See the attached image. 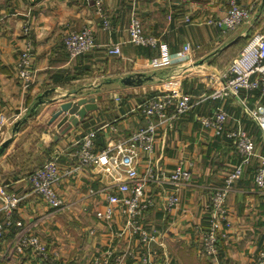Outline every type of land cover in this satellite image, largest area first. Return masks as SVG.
<instances>
[{
	"label": "crops",
	"instance_id": "0c3cea01",
	"mask_svg": "<svg viewBox=\"0 0 264 264\" xmlns=\"http://www.w3.org/2000/svg\"><path fill=\"white\" fill-rule=\"evenodd\" d=\"M236 1L244 6L254 4L257 10L249 22L223 33L205 19L223 15L229 0H103L110 29L102 28L94 0H0V114L7 118L0 147L8 141L0 149V184L20 195L14 215L46 245L53 261L91 264L97 251L110 249L108 264H148L143 255L157 249L162 257L181 264H254L264 241V190H258L253 181L258 156L227 194L230 224L222 226L227 236L220 238L217 261L197 255L193 225L207 222L209 187L222 183L237 158L230 141L202 128L194 114H210L222 106L230 114L226 125L239 118L255 137L256 155H264V137L242 101L245 97L248 106L264 104L260 91L246 94L242 90L239 96L224 100L206 97L179 120L157 126L154 149L139 153V172L152 166L158 175H165L182 163L190 168L193 183L177 190L179 202L168 211L162 196L170 189L149 182L146 190L157 201L141 218L144 228L154 235L147 244L138 234H117L126 217L120 207L109 219L105 217L102 191L115 182L97 165H78L73 155L77 141L89 131H95L94 150L99 151L146 125L147 118L135 106L146 95L160 91L167 79H174L195 99L219 87L222 80L216 72L231 62L255 32L264 29V0ZM133 14L140 18L145 32L159 38L158 47L128 41L127 26ZM27 25L29 32L24 36ZM83 26L93 29L97 47L70 57L63 37ZM26 40L33 47L35 69L28 86L16 72L17 56ZM117 42L120 54H110L107 48ZM184 46H188L186 59L172 61V54L183 51ZM135 73L150 78L138 84L122 82ZM82 96L95 97L97 107L88 110L77 125L60 132L55 124L69 113L49 122L52 112L61 102ZM51 156L63 173L55 189L69 204L66 210L51 208L28 191L27 173ZM14 232L11 227L0 238V258L9 264H41L30 250L12 243ZM126 250L133 253L117 260Z\"/></svg>",
	"mask_w": 264,
	"mask_h": 264
},
{
	"label": "built area",
	"instance_id": "2783aa9c",
	"mask_svg": "<svg viewBox=\"0 0 264 264\" xmlns=\"http://www.w3.org/2000/svg\"><path fill=\"white\" fill-rule=\"evenodd\" d=\"M94 6L102 19V28H111V19L103 8V0H94ZM257 10L253 5H241L236 0H229L225 13L218 17H208L205 23L216 26L221 32L229 33L236 30L242 23L249 22ZM29 26H24L23 34L27 36ZM128 41L137 46L156 48L159 38L145 32L140 18L133 14L127 26ZM28 39V37L26 38ZM63 45L70 57L86 53L97 47L93 29L83 26L81 29H72L63 37ZM172 54V61L186 59V50ZM110 54L118 55L121 52L120 43H114L107 48ZM33 47L29 40L25 41L17 56V76L24 86L32 83L35 75L33 66ZM153 63L156 58H153ZM222 80L219 87L206 96L195 99L191 93L180 89L174 79H167L164 87L157 92L146 95L135 109L139 110L146 118L147 124L138 127L129 135L118 138L113 144H108L99 151L94 150L95 131H89L78 141L74 156L78 165H97L115 182L112 186L103 187L105 191V217L109 219L120 207L126 219L118 235L129 232L138 234L140 241L147 244L154 235L144 228L141 218L145 212L156 205V196L146 190L149 182L153 181L170 190L163 194L166 209L172 210L179 202L177 190L193 183L189 167L182 163L174 165L168 174L158 175L152 166L144 172L138 170V159L141 150L152 151L157 135V126L162 123L170 124L179 120L181 116L192 110L206 97L224 100L239 96L240 91L250 94L255 90L264 94V29L255 32L246 44L239 50L231 62L216 72ZM118 99V98H117ZM246 105L249 117L253 119L264 137V104L259 102L248 106L245 97L242 99ZM229 112L222 106H217L210 114H194V121L202 128L211 129L219 137L227 138L235 150L237 163L226 170L222 183L209 187V199L206 207V223L193 225L196 238L197 255L216 262L219 255L220 238L227 236L222 226L228 227V208L226 197L232 184L242 177L244 169L252 164L254 156H258L253 171V181L258 190H264V155H256V140L251 130L246 129L239 118L227 126ZM7 118L0 114V133ZM63 173L59 170L55 156L48 158L42 165L29 171L26 175L29 193L38 195L43 202L56 210H66L69 204L58 195L55 183ZM20 195L12 189L0 184V238L4 237L9 228L14 229L12 243L22 249L30 250L36 255L41 264H48V250L40 238L20 219L14 212L19 204ZM160 247L165 248V242L160 241ZM110 249L97 251L91 264H108L111 256ZM133 250L123 251L117 255V260L131 255ZM144 262L148 264H181L177 259L160 255L158 250H150L143 255ZM254 264H264V241L257 251Z\"/></svg>",
	"mask_w": 264,
	"mask_h": 264
},
{
	"label": "water",
	"instance_id": "95a60500",
	"mask_svg": "<svg viewBox=\"0 0 264 264\" xmlns=\"http://www.w3.org/2000/svg\"><path fill=\"white\" fill-rule=\"evenodd\" d=\"M149 78L150 76L145 73H135L134 75L125 76L122 79V82L125 84H138ZM96 107H97V104L95 102V97L93 96H90V97L82 96L78 98L76 101L67 100V101L61 102L58 108H56L52 112L49 118V122H52L53 120L58 118L59 115L63 112L69 113V114H63L59 118V120H57L55 124V127L57 129H60V132H64L71 125H77L78 121L84 117V115L86 114L88 110L96 108ZM75 113H76V116H75ZM63 124L65 126L61 128ZM7 142H3L1 144L0 149H2L7 144Z\"/></svg>",
	"mask_w": 264,
	"mask_h": 264
},
{
	"label": "trees",
	"instance_id": "16d2710c",
	"mask_svg": "<svg viewBox=\"0 0 264 264\" xmlns=\"http://www.w3.org/2000/svg\"><path fill=\"white\" fill-rule=\"evenodd\" d=\"M218 55H219V54H218ZM48 257H49V259H48L49 262H51V261H52L51 256L49 255ZM0 264H7V263H6V260L0 258Z\"/></svg>",
	"mask_w": 264,
	"mask_h": 264
},
{
	"label": "rangeland",
	"instance_id": "374dc122",
	"mask_svg": "<svg viewBox=\"0 0 264 264\" xmlns=\"http://www.w3.org/2000/svg\"><path fill=\"white\" fill-rule=\"evenodd\" d=\"M34 159H36V158H34ZM37 159H38V158H37ZM49 255H50V254H49V252H48V256H49ZM48 259H49V257H48ZM6 263L9 264L7 261H6ZM47 263H48V264H58L57 261H53V260H52L51 262H49V260H48Z\"/></svg>",
	"mask_w": 264,
	"mask_h": 264
}]
</instances>
